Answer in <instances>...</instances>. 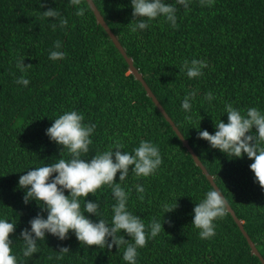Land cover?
<instances>
[{"label":"trees","instance_id":"16d2710c","mask_svg":"<svg viewBox=\"0 0 264 264\" xmlns=\"http://www.w3.org/2000/svg\"><path fill=\"white\" fill-rule=\"evenodd\" d=\"M92 1L264 259V187L249 169L252 161L246 156L230 159L212 149L198 139L196 129L214 133L224 101L244 109L264 108V0H213L210 7L193 0L191 10L180 13L178 27L154 21L142 34L131 33L128 27L133 19L130 0ZM80 7H88L85 0ZM50 8L68 19L66 29H53L57 19L43 16ZM75 11L69 0H0V216L17 219L10 236L16 243L14 253L21 254L19 232L28 221L38 213L46 216L35 202L23 203L19 177L30 167L60 158L61 146L45 131L62 109L75 108L84 113L86 122L97 125L89 158L113 139L121 140L127 150L140 139L160 146L163 164L155 176L137 179L130 174V185L146 187L143 201L133 191L130 206L146 224L153 216L162 217L163 203L174 205L177 200V207L164 215L165 233L139 249L137 264H261L230 214L217 222L214 238H199L192 213L212 186L129 73L90 8L85 17ZM57 40L68 55L53 63L48 50ZM20 56L26 66L31 65L27 87L15 83L22 75L15 68ZM193 57L206 58L211 66L199 80H189L179 70L184 59ZM194 87L201 97L214 90L220 99L211 106L198 99L189 123L180 104L185 91ZM221 119L227 122V115ZM115 181L119 182V173ZM97 195L103 215L110 217V190H98ZM86 199L96 197L89 194ZM38 244L39 253L23 258L24 264H125L122 251L81 245L71 233L65 241L49 235ZM61 247L69 252L58 253Z\"/></svg>","mask_w":264,"mask_h":264},{"label":"clouds","instance_id":"9594fccd","mask_svg":"<svg viewBox=\"0 0 264 264\" xmlns=\"http://www.w3.org/2000/svg\"><path fill=\"white\" fill-rule=\"evenodd\" d=\"M192 3L193 0H172L171 3L169 0H130L133 17L128 24L130 32L142 34L145 30L150 31L154 21H163L176 28L180 13L187 14ZM199 3L202 7H210L213 0H199ZM69 4L76 9L78 17H85L89 8L93 12L92 0L87 8L80 7L81 0H69ZM42 14L46 18L57 19L53 29L69 26L68 19L57 8H50ZM67 55L59 40L48 50V59L53 63L63 61ZM24 59L23 56L15 59V68L22 74L15 83L27 87L30 79L26 73L31 65L26 66ZM210 67L206 58L193 57L184 59L179 70L189 80H199ZM198 99L200 103L211 106L220 97L214 90L206 91L202 97L198 87L186 90L180 108L189 123ZM222 113L221 117L227 115V122L221 117L215 120L212 134L196 128L198 139L207 141L212 149L219 150L230 159L246 156L252 161L249 169L255 181L264 187V108L252 106L244 109L224 101ZM52 121L45 134L50 141L61 146L60 158L30 167L22 172L18 180V187L24 190L23 203L35 202L46 216L38 213L19 232L21 254L14 253L16 243L10 239L17 228V219L0 216V264H24L23 258H32L39 253V241H46L49 235L65 241L70 233L81 245L107 248L109 251L115 247L117 252L122 251L125 264H137L139 249L164 232L165 213L177 207V200L174 205L163 203L162 217L153 216L146 224L144 218L130 206L133 191L137 199L143 201L146 187L142 183L130 185L128 178L132 174L134 178L147 179L158 173L163 164L159 144L151 139H140L136 146L127 150L121 140L113 139L103 151H96L89 158L97 125L86 122L84 113L75 108L62 109ZM117 173L119 182L115 181ZM104 189H109L111 193L110 217L103 215L102 203L97 195L98 190ZM89 194L96 197L95 201L86 199ZM229 208L227 198L212 184L203 198L195 203L192 213V226L199 230L200 239L210 240L216 236L217 222L228 214ZM68 252V247H61L58 253Z\"/></svg>","mask_w":264,"mask_h":264},{"label":"water","instance_id":"95a60500","mask_svg":"<svg viewBox=\"0 0 264 264\" xmlns=\"http://www.w3.org/2000/svg\"><path fill=\"white\" fill-rule=\"evenodd\" d=\"M85 1H86L87 4L88 3L91 4V0H85ZM92 4H93V5H91L92 8H93V12L92 13H93V15L95 17V20H96L97 25H99V26H101L103 28V30L105 31V33L107 34V36L109 37V39L111 40V42L113 43L114 47L118 50V52L120 53V55L123 57V59L127 63L128 69H129V73L131 75H133L134 79L136 81H138L142 85V87L144 88V90L146 92L147 97L152 100V102H153L154 106L156 107V109L160 112V114L164 117V119L169 123V125L171 126V128L173 129V131L175 132V134L177 135V137L181 141L182 146L187 150V152L190 154L191 157L197 158V155L195 154V152L193 151V149L191 148V146L189 145V143L187 142V140H185V138L183 137V135L181 134V132L177 129V127L175 126V124L173 123V121L171 120V118L165 112V110L162 107V105L159 103V101L154 96V94L152 93V91L150 90V88L147 86V84L144 81L142 75L134 67L133 62H132V59L127 56L124 48L119 43L117 37L113 34V32L109 29V27L105 23L103 17L101 16L100 12L98 11V9L96 8V6L94 5L93 1H92ZM194 163H195V165L197 167L200 168V170L202 171V173L204 174V176L206 177V179L210 183V185L212 186V184H213V186L215 187L216 184H215V182L213 180V177L208 173V171L203 166V164L201 163V161L200 160H197V161H194ZM228 214H230V216L232 217L233 221L235 222V224L237 225L238 229L240 230L241 234L246 239V241H247V243H248V245H249V247L251 249V253L259 259V261H260L261 264H264V259L262 258V256L258 252V250L256 249L255 244L251 241V239L248 236V234L245 232V230L243 228L242 222L236 217V215H235L234 211L231 209V207L229 208Z\"/></svg>","mask_w":264,"mask_h":264}]
</instances>
